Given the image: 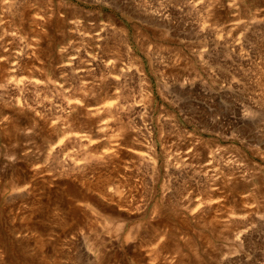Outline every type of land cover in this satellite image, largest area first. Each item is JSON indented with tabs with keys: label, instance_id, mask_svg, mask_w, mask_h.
Masks as SVG:
<instances>
[{
	"label": "rangeland",
	"instance_id": "obj_1",
	"mask_svg": "<svg viewBox=\"0 0 264 264\" xmlns=\"http://www.w3.org/2000/svg\"><path fill=\"white\" fill-rule=\"evenodd\" d=\"M0 264H264V0H0Z\"/></svg>",
	"mask_w": 264,
	"mask_h": 264
},
{
	"label": "bare ground",
	"instance_id": "obj_2",
	"mask_svg": "<svg viewBox=\"0 0 264 264\" xmlns=\"http://www.w3.org/2000/svg\"><path fill=\"white\" fill-rule=\"evenodd\" d=\"M28 1H29V0H28ZM42 1H43V0H42ZM30 2H31V0H30ZM45 2H46V1H45ZM39 4H40V3H39ZM57 8H58V7H57ZM122 41H123V40H122ZM124 41H125V40H124ZM123 49H124V48H123ZM125 53H126V52H125ZM127 56H128V55H127ZM84 57H85V56H84ZM84 57H83V59H84ZM88 62H89V61H88ZM111 63H112V62H111ZM88 64H89V63H88ZM90 64H91V63H90ZM96 64H97V63H96ZM109 64H110V63H109ZM91 65H92V64H91ZM102 65H104V64L102 63ZM97 66H98V64H97ZM100 67H101V66H100ZM105 67H108V66H105ZM112 67H114V66H112ZM126 69H127V68H126ZM91 70H92V69H91ZM96 70H97V69H96ZM99 71H100V70H99ZM103 71H104V70H103ZM103 71H102V72H103ZM107 71H108V70H107ZM110 71H111V70H110ZM86 72H87V71H86ZM100 73H101V71H100ZM104 73H105V72H104ZM104 73H103V74H104ZM108 73H109V72H108ZM110 73H111V72H110ZM129 74H130V73H129ZM129 74H128V75H129ZM100 75H102V74H100ZM105 75H106V74H105ZM105 75H104V76H105ZM110 75H112V74H110ZM114 75H115V74H114ZM98 76H99V75H98ZM120 76H121V75H120ZM111 77H112V76H111ZM113 77H114V76H113ZM117 77H118V76H117ZM125 77H126V76H125ZM77 78H79V77H77ZM99 78H100V77H99ZM99 78H98V79H99ZM115 78H116V77H115ZM118 78H120V77H118ZM127 78H128V77H127ZM127 78H126V79H127ZM107 79H109V78L107 77ZM116 79H117V78H116ZM110 80H111V79H110ZM119 80H120V79H119ZM122 80H123V79H122ZM122 80H121V81H122ZM114 82H115V81H114ZM125 82H126V81H125ZM121 85H122V84H121ZM118 86H119V83H118ZM117 88H118V87H117ZM120 90H121V89H120ZM105 108H106V109H105ZM108 108H111V107L108 106ZM102 109L107 110V107L102 106V108L100 107V108H97V109H95V110L93 109V111H95V112H94L95 114L98 113L99 111H102V113H103V110H102ZM109 110H110V109H109ZM107 112H108V111H107ZM108 113H109V112H108ZM104 126H105V125H104ZM102 128H103V126H102ZM107 128H108V127H107ZM104 129H105V128H104ZM119 140H121V139H119ZM147 142H148V141H147ZM118 144H119V143H118ZM116 145H117V144H116ZM118 149H119V148H118ZM115 150H116V149H115ZM112 151H113V150H112ZM116 151H117V150H116ZM110 152H111V151H110ZM116 153H117V152H116ZM105 154H106V153H105ZM110 155H111V154H110ZM115 155H116V154H115Z\"/></svg>",
	"mask_w": 264,
	"mask_h": 264
}]
</instances>
